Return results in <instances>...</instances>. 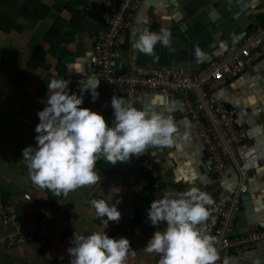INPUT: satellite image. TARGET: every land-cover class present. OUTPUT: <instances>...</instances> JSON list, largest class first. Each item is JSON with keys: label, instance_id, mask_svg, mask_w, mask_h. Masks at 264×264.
Here are the masks:
<instances>
[{"label": "crops", "instance_id": "obj_1", "mask_svg": "<svg viewBox=\"0 0 264 264\" xmlns=\"http://www.w3.org/2000/svg\"><path fill=\"white\" fill-rule=\"evenodd\" d=\"M119 0H0V206H13L23 226L28 219L47 223L53 229L49 236L32 238L11 248H0V264H70L67 249L74 246V233L90 235L104 229L112 238H128L136 255L127 264H158L160 255L146 253L144 247L156 230L147 219L151 203L166 192H182L192 186L209 193L234 192L240 171L249 175L248 193L242 199L241 216L236 233L244 235L264 231V59L247 66L240 75L214 90V97L236 108L238 121L247 127V139L237 151L234 162H227L217 179L212 173L205 147L193 132L190 122L175 96L141 93L110 94L99 85L98 98L84 93L83 108L105 116L114 123L111 106L113 95L125 97L136 107L175 117L180 134L171 148L149 147L147 153L133 156L127 163L115 166L101 158L96 171L101 181L91 187L78 188L67 197L56 196L48 189L35 186L28 177L23 149L35 147L39 124L38 112L46 106L47 84L53 79L70 80L69 89L80 94V81L93 78L88 59L95 38L103 29L112 4ZM15 6L25 7L7 32L1 15H11ZM38 13V14H37ZM31 15V16H28ZM264 21V0H141L127 32V40L113 72H124L128 65H169L197 69L234 50L251 27ZM160 26L172 32L175 51L157 44L159 57L139 53L133 47L139 32L145 28L158 31ZM54 31V32H53ZM52 32L54 34H52ZM53 44L62 39L60 46ZM207 54L197 63L195 47ZM42 52L35 63V56ZM67 53L60 71L53 54ZM187 134L188 139H185ZM138 161V168L133 162ZM28 194L30 200L24 198ZM118 204L120 221L98 218L89 203L104 199ZM26 222V223H25ZM25 223V224H24ZM2 234L13 232L0 228ZM223 264H264V242L247 253H230Z\"/></svg>", "mask_w": 264, "mask_h": 264}, {"label": "clouds", "instance_id": "obj_2", "mask_svg": "<svg viewBox=\"0 0 264 264\" xmlns=\"http://www.w3.org/2000/svg\"><path fill=\"white\" fill-rule=\"evenodd\" d=\"M158 43L175 51L172 32L164 26L158 31L143 29L133 47L158 61L155 53ZM194 54L197 63L207 56L199 45ZM70 83L53 78L47 84L46 106L38 112L40 122L35 128L37 144L23 149L28 177L38 188L67 197L78 188L100 183L96 165L101 158L115 166L147 153L149 147L171 148L176 143L180 130L174 116L149 113L127 98L113 95L114 123L110 127L104 115L81 107L84 93L90 92L93 101L98 98L100 80L91 77L81 80L79 95L71 92ZM184 138L188 139L187 134ZM111 200L112 197L108 201L92 199L89 203L98 218L106 216L107 223H118L122 215L118 210L120 200L116 203ZM213 204L212 196L196 186L182 192H166L162 198L153 200L147 219L153 226L162 222L167 226L154 232L144 251L159 254L158 264H215L219 241L208 231ZM72 243L74 246L67 249L70 264H127L129 255H136L128 238L109 237L104 229L87 236L74 233Z\"/></svg>", "mask_w": 264, "mask_h": 264}, {"label": "built area", "instance_id": "obj_3", "mask_svg": "<svg viewBox=\"0 0 264 264\" xmlns=\"http://www.w3.org/2000/svg\"><path fill=\"white\" fill-rule=\"evenodd\" d=\"M141 0H119L109 8L101 33L95 38L88 62L93 78L100 80L106 91L117 95L148 93L178 98L193 132L202 141L218 179L227 162H234L239 147L247 139V127L238 121L236 108L216 99L214 90L227 80L237 77L249 65L264 59V21L248 30L234 50L197 69L169 65H128L124 72H113L112 64L127 40V32ZM249 175L240 171L234 192L220 190L210 206L208 231L218 238V259L223 264L230 253L240 255L264 242V231L244 235L236 233V223L241 216L242 199L249 189ZM29 199L28 195H24ZM13 232H0V248H11L33 238L49 236L52 228L31 220L23 226L13 206H0V228Z\"/></svg>", "mask_w": 264, "mask_h": 264}, {"label": "trees", "instance_id": "obj_4", "mask_svg": "<svg viewBox=\"0 0 264 264\" xmlns=\"http://www.w3.org/2000/svg\"><path fill=\"white\" fill-rule=\"evenodd\" d=\"M14 1H17V0H14ZM24 9H25L24 6H23V7L15 6V7L12 8V12H11V15H10V16L8 15L7 17H4V16L1 15V20H2V22H3V28H4L5 30H7V32H11L13 29H18V28H20L19 25H18V26H17V24L14 25V22H15V19L18 18V16L20 15V13L26 15V12H25ZM37 14H38V13H37ZM28 16H31V15H28ZM251 28H255V27H251ZM251 28H249L248 30H250ZM53 32H54V31H53ZM53 32H52V34H54ZM52 34H50V38H47V40H49L51 43H52V41H51V36H52ZM61 42H62V39H59V40L56 41L55 44L52 43V48L54 49V47H58V46H60ZM38 53H39V56H38V54H37V56H35V58H34L35 63L38 61V59H41V58H40V57H41V54L44 56V54H43L42 52H38ZM66 54H67V53L53 54V56H55V58H56L57 61H58V65H59V67H58V71H60V68H61V66H62V65H61L62 60L64 59V57H66ZM138 164H139L138 161L133 162V165H134V167H136V168H138ZM19 219H20V218H19ZM31 220L38 221V220H36V219H28L26 222L28 223V222L31 221ZM26 222H25V223H26ZM21 223H23V222H21ZM25 223H24V224H25ZM44 224H46V223H44ZM22 225H23V224H22ZM36 237H37V234H35V235L33 236V238H36ZM38 237H39V236H38Z\"/></svg>", "mask_w": 264, "mask_h": 264}, {"label": "rangeland", "instance_id": "obj_5", "mask_svg": "<svg viewBox=\"0 0 264 264\" xmlns=\"http://www.w3.org/2000/svg\"><path fill=\"white\" fill-rule=\"evenodd\" d=\"M46 225H48L47 223H46ZM48 226H50V225H48ZM51 227V226H50ZM52 228V227H51ZM53 229V228H52Z\"/></svg>", "mask_w": 264, "mask_h": 264}]
</instances>
